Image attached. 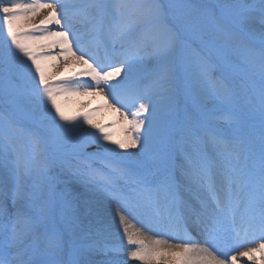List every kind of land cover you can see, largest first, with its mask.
<instances>
[{
	"label": "snow or ice",
	"instance_id": "6c2138e0",
	"mask_svg": "<svg viewBox=\"0 0 264 264\" xmlns=\"http://www.w3.org/2000/svg\"><path fill=\"white\" fill-rule=\"evenodd\" d=\"M158 7L0 0V105L14 113L0 116V264H94L91 256L119 251L140 264H240L257 254L264 264V0L182 4L186 13L163 37ZM76 23L86 27L87 48ZM61 57L94 84L52 82L45 62ZM101 85L123 139L96 124L95 112L71 115L59 102L102 95ZM180 94L193 109L180 106ZM69 157L81 182L132 188L131 201L117 197L118 210L151 212L176 235L146 240L122 212L127 246L110 248L84 223L92 209L61 187ZM189 219L202 244L188 236Z\"/></svg>",
	"mask_w": 264,
	"mask_h": 264
},
{
	"label": "bare ground",
	"instance_id": "6f19581e",
	"mask_svg": "<svg viewBox=\"0 0 264 264\" xmlns=\"http://www.w3.org/2000/svg\"><path fill=\"white\" fill-rule=\"evenodd\" d=\"M5 2H7V0H5ZM21 2H24V0H21ZM27 2H31V0H27ZM179 2L180 4L177 8V11H179L180 15L175 16L176 18L183 16L187 11L185 8L181 7L182 4L211 2V0H180ZM43 15L44 13L42 12L39 17L34 18L35 22L39 23V19ZM21 23L25 29L28 28V21H22ZM49 27L56 29L55 25H51ZM74 29L81 34L82 40L87 48L89 39L86 40V35H88L86 27L79 23H76L73 25V31ZM0 38H2V35H0ZM51 51L58 53L60 49H51ZM99 51L101 57L103 58L105 55L104 50L100 49ZM110 55L112 57V60L114 61L116 58V52L111 51ZM147 63L149 67L155 66V61L153 60H148ZM45 64L46 67L50 70V78L52 82L59 83L63 79L67 78L74 85L94 84V82L91 81L89 77L76 75L77 73L82 71L83 68L78 64L72 65L71 60H69L68 62L67 69L62 57L58 61H48L45 62ZM61 73H63V76H61ZM101 87L104 89L102 95H67L60 97L59 102L66 111V113L71 115L82 116L83 114L88 112H95L94 122L96 124L101 127L107 128L108 131L113 134L114 139H123L126 133L123 128L119 114L116 113L113 109L108 108L105 102V97L108 96L107 103H112V97L108 94V89L106 86L101 85ZM92 90L94 89H91L90 91ZM187 101L188 99L183 94H180L178 96V103L181 107H188L190 110L193 109L195 102L192 103L191 106H189L188 104H186ZM6 106L8 108H5L3 105H0L1 108H5L10 112L8 114L9 116H13L14 113L9 110L10 107L8 105ZM121 110L123 111V109ZM84 127L85 129H87L88 132L96 131V129L90 128L87 125H85ZM94 148L96 149V146H94ZM130 151L138 152L139 150L135 149ZM125 154L127 155V153ZM71 164L72 161L69 160V167H67L62 173V176H64L62 178H64V180L66 179V184L63 181V185H66L67 190L78 198L82 206L87 205L89 208L92 209L91 215H89L88 218L84 221L85 224H88L90 222L95 228H98L99 225H101L104 229L103 232L106 234L105 238L107 240L112 241L114 243V246L117 248L125 247L127 246L126 237L123 234V228L125 225L120 223V215L123 212V214L127 217V224L130 230H139L146 238V240H149L151 238H159L152 234V225L148 221L145 222V224L150 225V230L145 228V224L143 225V223H139L136 217L137 214L135 215L134 212L124 211L123 209L118 210L119 204L117 201H114L110 197H107L105 194L101 193L98 187L94 188V185L92 186L89 183L81 182L80 180L75 178L72 174ZM128 188L131 189L130 186H127V189ZM131 191L133 192V190ZM141 216L143 217V215ZM160 238L165 239L164 236ZM117 253L118 252H115L113 256L110 255L109 258H114L118 262V264H140L139 261L131 260L127 252L119 251V253H122V256H117ZM109 258H105L104 255H93L89 259H91L94 264H101V262ZM260 259L261 258L259 257V254H257V258L255 261H249L247 258H243L241 261H244L245 264H260Z\"/></svg>",
	"mask_w": 264,
	"mask_h": 264
},
{
	"label": "rangeland",
	"instance_id": "374dc122",
	"mask_svg": "<svg viewBox=\"0 0 264 264\" xmlns=\"http://www.w3.org/2000/svg\"><path fill=\"white\" fill-rule=\"evenodd\" d=\"M180 0H154V3L157 4L159 7H158V10H156L154 12V15L158 16V20L160 21L159 25H157V28L159 30V33H160V36L162 33H165L166 30L168 29H172L174 28L175 24H176V19L171 16L172 14V10L174 6L178 7L180 2ZM177 13V16L180 15L179 11H177V8L174 9ZM171 17V18H170ZM0 116H3L2 113H0ZM95 145H92L90 148H89V151H95L96 149L94 148ZM68 160L72 161L71 157L68 158ZM73 163V161H72ZM64 176H62L61 174V180L65 182L66 184V179L64 180V178H62ZM76 178V177H75ZM61 187H66V185H61ZM103 188H102V192H103ZM105 192V190H104ZM99 227H101V225H99ZM98 227V228H99ZM102 230V229H101ZM104 231V230H102ZM104 236H105V233L103 232ZM108 246L111 248V243L107 242ZM110 256V254H109Z\"/></svg>",
	"mask_w": 264,
	"mask_h": 264
}]
</instances>
